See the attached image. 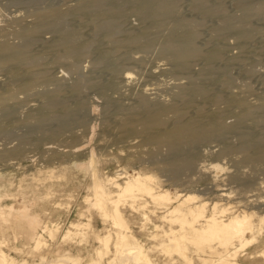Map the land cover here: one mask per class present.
Here are the masks:
<instances>
[{
	"label": "bare ground",
	"instance_id": "6f19581e",
	"mask_svg": "<svg viewBox=\"0 0 264 264\" xmlns=\"http://www.w3.org/2000/svg\"><path fill=\"white\" fill-rule=\"evenodd\" d=\"M111 1L114 0H77L72 4L65 2L68 4H64L65 7L44 6L32 11L31 20L25 23L23 21L26 19L19 13L9 18H4V15L5 20L15 23L12 29L10 25L0 23V68L18 65L23 68L22 71L10 69L9 76L0 77V131L11 133L15 130L11 128L28 124L31 134L36 131L37 134L41 133V136L37 135L39 139L48 140L44 145L41 144L43 146L40 145L39 157H35L36 154L28 155L21 141L12 146H0V264H158L154 256L156 249L170 256L166 264L175 263L174 254L188 264H197L196 259L200 264H264V199L259 197L258 192L248 193L253 190L255 172L241 169V166H247L255 171L264 163V117L256 119L262 131L259 138L254 132L242 129L245 119L252 116L256 109H263L264 105H246L247 112L244 111L234 121H227L226 109L219 104L220 96L205 95L206 85L198 78H213L217 74L218 70L211 65V61L217 59L220 46L205 56L204 65L198 72L200 77L192 75L189 82H176L177 89L168 98L155 95V91L149 88L139 93L135 103L122 114L102 118L104 123L108 122L105 125L100 123L105 129L102 131L103 137L104 133L111 132L115 142L125 141L127 149L123 147L121 150L126 152L120 150L112 157L101 158L96 146L91 143L100 133L97 132V123L91 131H74L75 126H85L82 116H76L84 104H68L69 101L66 103L65 100L69 98L65 96L68 90L71 95H82L84 86L90 80L83 78L70 83L67 73L77 68L79 52L87 49L90 41L80 42L77 38L79 29L64 27L68 15H87L91 29L95 33L103 31V36L115 46L121 43L149 50L155 40L146 35L152 30H161L165 26L164 17L176 11L175 0H125L131 12L143 21V25L141 31L124 35L118 41L116 36L120 30L113 21L121 15V9L117 4L109 5ZM239 1L246 6L248 0ZM209 4L201 0L194 1V7L200 9L201 13H217L224 19L222 22L227 21V25L241 31L246 28L245 20L250 15V12L245 11L247 7H244L245 13L241 18L231 21L229 14L221 7L212 11L215 7ZM1 17L0 22L4 20ZM16 23L17 27L14 28ZM173 28H184L186 31L180 34L174 30L166 34L158 43L160 52L173 67L185 70L190 60L198 55L193 42L194 24L179 17ZM47 30L53 36L43 39L46 45L43 52L50 50L56 55L50 64L41 61L46 52L35 53L31 49L38 40H35L37 36ZM10 33L18 34L19 41L9 40ZM240 35L245 37L246 32ZM234 58L236 55H231V59ZM53 63H61L65 68L58 75H53L55 77L49 71ZM112 70L115 74L120 73L117 64ZM225 70L221 68L220 72L228 73ZM132 73H127L125 79L130 78ZM50 80L56 82L54 88L46 87ZM224 83L229 84V81ZM43 84L45 88L41 87ZM63 87L68 89L66 94L62 93ZM62 94L65 100L61 103H65L59 104ZM33 96H38L39 102L33 103L34 107L29 106L32 109L29 108L30 112L26 115H17L19 112L16 114L13 107L28 103L27 99L32 100ZM226 97L231 101L233 94ZM197 98L203 99L206 106L197 103ZM208 99L210 104L207 103ZM101 104H91V114H98V105ZM58 106L64 115V118L59 116L62 122L56 119ZM53 118L55 122L59 121V125L46 131V123L51 120L54 122ZM229 132H236L240 137L239 143L236 141L238 144L234 145L224 142L216 154L220 158L229 155L236 157L237 154L239 157H234L235 164L232 165L234 169H229L221 162L203 164L195 157L197 144L213 139L224 140ZM86 134H90V137L84 139ZM65 135L71 143L56 142ZM37 141L34 147L40 144ZM143 144H150L151 147L143 149ZM146 158L149 159L148 164ZM102 161L109 165L119 162L124 166L113 173H106L99 165ZM47 168L56 174H47ZM153 170L166 176V180L176 187H164ZM41 180H44L43 184ZM225 181L235 183L240 188V207L221 204L220 201L228 195V192L222 191L224 187H219ZM82 182L89 190L84 197L90 210L87 220L82 219L84 211L78 209V215L74 218H71L70 213L72 203H75V208L79 205L76 203L75 190L82 186ZM206 182L214 187L210 188L212 192L209 190L210 194H214L211 201L193 189L195 185ZM181 186L186 188V193H180ZM208 187L206 185L205 190ZM56 192L65 197L57 196ZM93 215L97 216L102 227L93 225ZM155 216L163 223L156 224V229L150 230ZM62 223L68 226L67 236L82 235L78 243L73 245L78 250L77 254L66 248L56 257L39 253L38 263L27 259L20 262L3 249V244L8 243L4 236H13L15 239L25 236L26 243H32V251H40L49 244L46 235L56 236ZM135 227H139V231H149L151 239L158 241L148 244L137 234ZM80 243L82 246L75 247ZM23 249L27 250V246ZM215 255L216 259L212 258ZM87 256L89 259L86 262L84 258Z\"/></svg>",
	"mask_w": 264,
	"mask_h": 264
},
{
	"label": "rangeland",
	"instance_id": "374dc122",
	"mask_svg": "<svg viewBox=\"0 0 264 264\" xmlns=\"http://www.w3.org/2000/svg\"><path fill=\"white\" fill-rule=\"evenodd\" d=\"M41 1L43 2V4ZM76 1L77 0H67V1L66 0H61V1L60 0H0V8H1L0 17L2 16L1 18H3L5 15L4 18L6 17L9 18V16L12 15L15 16L16 13L17 14L19 13L18 15L22 16L24 20L26 19L25 21H23L25 23L28 20L29 21L31 20L32 11L42 9L41 7L44 6L49 7V5L65 7V5L67 6L68 4L70 3L72 4L73 2L75 3ZM114 1L109 2V5L117 4L118 7L121 9V15L118 17V19L113 21L115 26L120 30V33L116 36V39L118 41H121L124 38V35L137 33L141 31V26L143 25V21L138 19V17L133 12H131V10L128 8V5L125 3V0H114ZM194 1L196 2V0H175L176 11L175 13L168 14L164 17L165 26L159 31L152 30L149 34L146 35L147 38H153L155 40L154 42L155 44H153L154 46L152 45L151 49L149 50H145L144 48L141 47L126 46V45H122L121 43L118 46H115L113 43H110L106 39V37H104L105 35L103 31H101L100 33L96 31L95 33V30L91 29L92 26L88 24L89 17L87 15L80 14L77 17H75L74 15H68L64 27L68 28L69 26V28L79 29L80 33L77 36L78 40L80 42L90 41V43L87 49L79 52L78 55L79 57H77L78 59L76 60L77 63L79 64L78 65L79 67L77 66L76 69L71 70L72 72L69 71L67 73L68 76L67 79H69L68 81L70 83L77 81V79L79 80L83 78L84 79L87 78V81L88 80L90 81H88V83L84 86L83 89L84 91L81 92L82 95L80 93L78 94L81 97L75 94L78 96V98L74 94L71 95L69 90L63 87L65 89H62L63 90L62 93H65L68 90L70 94L68 92L67 94L65 93L67 95L65 97L69 99L65 100V97L62 94L58 102L59 104H63L66 101L67 102L69 101L68 104H77L80 102L84 104V107L86 108L83 107L80 110L81 112L78 111L76 113V116L79 115L77 116L78 118L82 116L81 118L84 119L85 126H80V127L75 126L76 129H74V131L85 132L87 131V129L91 131V128L95 123L99 124L97 127L98 128L97 132L100 131V133L98 132L99 134L96 135L97 137H95L91 143H93L96 146V149L101 158L105 159L108 157H112L114 154H117V152L120 151L121 148L123 147L125 150L127 149L126 146L127 143L125 141L120 142L118 140H116L115 142L114 136L112 137V135H110L111 132L104 133V137H103L102 131H104L105 129L103 128L102 124L105 125L108 122L104 123L102 121V118L109 117L111 115L122 114L132 103H135L136 98L139 96V93L149 88L155 91V95L168 98L169 95H171L177 89L176 82L177 83L183 81L189 82L192 80L193 76L194 77L199 76L198 72L202 69L201 66L204 65L206 59L205 56L209 54L210 51L214 50L215 48H218L217 46H220L218 48L219 49L218 57L216 60L211 61V65H213L219 72L217 71V74H215L213 78H202L200 76H199L200 78H198L199 79L198 81L206 85L205 95L217 94L220 96L219 104L226 109L225 118L227 121H234L239 116H241V114L244 111L247 112L248 106L246 105L249 104L260 105V106L264 105V0H248L246 1L247 2L246 6L243 3H241L239 0L238 1L237 0L236 1L235 0L233 1L232 0H218V1L201 0V1H205L208 4L210 3L209 5H212V7L214 6L215 8L212 9V11L219 10L217 9V7L218 8L221 7L226 13L229 14V18L231 19V21L232 19L236 21L237 18L238 19L241 18V16H243V14L245 13L243 11L245 9H246L245 11L250 12V15L247 16L245 20L246 28L243 29L242 31L236 29L235 27L227 25V21L226 23L225 21L222 22L224 19H221V17H219L217 13L216 15H214L215 13H212L213 15L209 13L208 15L202 12L204 14L203 16L201 10L194 7ZM65 2H67L68 4ZM192 3L193 5H191ZM244 7L247 8L244 9ZM179 17L183 19H188L190 22L194 24L195 36L193 42L198 51V55L190 60L188 67H186V69L184 68L185 70L182 69L179 70L173 67L172 64L169 63L167 57L160 52V45L158 44L159 42H161L162 38H164L166 34L175 30L173 28V24L175 21L178 20ZM0 23L2 25L3 23L4 25H10L11 29L13 28V25H15L14 22H9V20H5V19L2 20ZM17 24L18 23H16V26H14V28L17 27ZM175 31L177 33L182 34L186 31V29L179 28L176 29ZM245 32H246L245 37L240 35V34H244ZM10 34H11L10 36L8 35V39L10 38L9 40L19 41L18 38H20V36L18 34L16 33L13 34L10 33ZM51 36H53V33L48 30L42 32L35 39V40L38 39L37 40L38 42L35 41L33 43L31 48L32 51H34L35 53L43 52V49L46 46L43 42L44 41L43 39L50 38ZM49 51L50 50H44V52L46 53L43 52L44 54L41 59L42 62L50 64V62H52L53 59L56 57V55L53 52H49ZM233 54L236 55V58H234V60L231 59V55ZM115 64H117V66L120 69V73L118 74H115L112 70ZM51 66L52 67L49 69L51 76L55 74L58 75L59 71L65 70L63 64L61 63H53V65ZM1 68H0V77L2 78L9 76L10 69L14 70L15 68V70L17 71L23 70V68L19 65L10 66V68L9 66H5ZM221 68L222 71L226 69L225 71H228V73L222 71L220 72ZM130 71L133 72L132 75L130 76V78L125 79L127 73H129ZM228 81L229 84L224 83ZM54 82H55L54 80L48 81L46 83V87L52 88L53 86L54 88V86L56 85V84L54 85ZM41 87L45 88V84H43V86ZM231 93L233 94V97L232 100L229 101L226 96L230 95ZM33 97H31L32 100H30V98L27 99V101L29 100L28 103L26 102V104L24 103L23 105L21 104L19 106L16 105L15 107H13L16 114L19 112L17 115H20V113H21L20 116L26 115L27 112H30L29 108H31L32 106L34 107L33 103L37 104L39 102V100L37 99L38 96H33ZM209 99L207 103L210 104ZM62 100L63 101L65 100V102L61 103ZM202 100L203 99L201 98H197L196 102L199 103L201 106H206V104L203 103L204 101ZM94 102L102 103L101 105H98V111H97L99 112L98 114L97 113L91 114L92 108L90 107V105L96 104ZM59 104L57 103V105ZM57 111L58 112H56L55 114L57 116L56 119L57 120L61 119L59 121L62 122L63 119L59 117V116L62 117L64 116L63 112H61L62 111L61 107L58 108ZM191 111L193 112L194 109L193 110L191 109ZM60 112L62 113V115H60L61 114ZM259 117H264V108L256 109V111L253 113L252 116L247 117L244 121V125L242 128L243 130H249L254 132L257 138H259V135L262 132L261 129L258 128V124L256 121V119ZM54 119L55 118H53V120ZM56 119L54 120V122L51 120L53 124L48 121L49 123L48 122L46 123L44 129L47 131L51 128H54L55 126H58L59 121L55 122ZM101 127L103 128V130ZM11 129L12 130L15 129V130L11 131V133L5 132V133H9V135L8 134L6 135L4 131L2 132L0 131V135H1L0 146L4 144L8 146L9 145L12 146V144L14 145L16 142L20 143L19 141H21L23 142L22 143L23 145L25 144V147L27 148L28 151L27 152L28 155L36 154L37 156L35 155V157L40 156L41 154L40 145L41 144L44 145V142L48 141L45 138H43V140L42 138L39 139L38 136L39 135L41 136V133L37 134L35 131L32 132V134H34V136H32V134L30 133L31 127L28 126V124L16 126ZM19 137L22 138L24 141L22 139L20 140ZM89 137L90 134L89 135L86 134V136L83 138L87 139ZM35 138H37L40 141L38 142L37 139L35 140ZM66 138L67 135H65L64 137L62 136V139H60L61 141L56 140V142L61 143L62 141H64L62 142L63 144L71 143L68 142V139L66 140ZM239 138L240 137L237 136L236 132H229L226 134L224 140L213 139L210 141L201 142L196 146L197 147L196 150L198 152L197 154H195V157L197 159H200L201 163L203 164L209 163L211 161L221 162L222 164L228 166L229 169L232 170L235 167L232 166L235 164L234 163L235 155L234 157L229 155L227 157L220 158L219 155H217L216 153L221 149L222 145H224V142L234 143V145H236L239 143L238 141H240ZM25 139L27 140L25 141ZM36 141L37 144L40 143L39 145L36 146L37 149L36 147H34ZM70 141H72V139ZM149 146L150 144H143L142 147L141 146L140 147L143 149H148ZM163 149H166V147ZM125 150H121V151L126 152ZM230 156L231 158H229ZM238 157L239 156H237L236 154L235 158ZM148 160L149 159L146 158L145 162L147 164H148ZM150 160L152 161V159ZM120 164L121 163L119 162H115L109 165L103 163V161L99 162L101 169H103L106 173H113V171L120 170L124 166ZM52 165H56V164L53 163ZM241 167H242L241 169H243L244 171L252 172V173L255 172L254 175H256L255 181L252 186L253 190L248 191V193L258 192V194L260 195L259 197L264 199V170H263L264 163L261 166H259L258 169L255 171L247 166H241ZM54 169L57 170L56 167H54ZM147 171L151 172V170L148 169ZM152 172L157 174L160 183H162L164 187L166 188L176 187V185L174 186L171 185L172 182L166 180L167 178L166 176H163L161 173L155 170H153ZM47 174L51 175L56 173L52 171V169L50 170V168H47ZM198 175L199 173L197 172V176ZM192 176L196 177L195 174H193ZM52 177L54 176H51L50 178ZM43 181L44 180L40 181L41 184H43ZM81 184L82 186H79L75 190V198L78 199L76 200V203H79V205L77 206V208H75V203H72L73 206H71L70 208V213H71V218H74L78 215L77 213L78 209L84 211L85 214L83 215L82 219L87 220V214L90 213V210H88V203L85 201L84 197L89 193V190L84 184V182H82ZM206 185H208L209 187L208 189L205 190ZM219 187L220 188L224 187L222 191L228 192V195H225L224 199L220 201L223 206H234L233 208L240 207L241 205L240 202L241 195L239 193L240 188L235 183L230 184V182L225 181L223 182L222 187L221 185ZM188 188L190 189L191 187ZM210 188H214V187L211 186L210 182H206L205 184L200 183L199 185H195L193 189H196V193L200 195L202 194L206 196V199L210 200L212 199V197H214L213 193L210 194V191L211 192L213 191V189L211 190ZM179 189H180V193H186V188H184V186L179 187ZM205 191L208 193V195L206 194ZM55 194L61 198L65 197V196H60L59 193L57 192ZM259 211L261 212L262 210L259 209ZM92 219H93L92 221L93 225L95 227H102V224L98 220L96 215H93ZM158 223H163V222H159L155 216L154 222L150 224L151 227L150 230L156 229L155 225ZM165 227H167V224H165ZM135 229L137 234L148 244H154L158 241L155 239H151L152 236L150 235L149 231L147 230L139 231V227H135ZM85 230H89V229H85ZM67 231H68V226L62 223L61 227L59 228V232L56 236L51 237L49 235H46V238H48L49 240L48 241L49 244L43 247L40 251H35V252H33L34 248L32 246V243H26L25 236H20L19 239H15L13 236H4L6 237L8 243L3 244V249L8 253L14 255L17 258V260L20 262H22L24 259H27L28 261L38 263L40 259L39 253H47L52 257H56L60 253L64 252L66 248L71 249L72 253L77 254L78 250L74 248L73 245H76L78 243L82 235L72 234L70 236H67L66 235ZM80 244L81 245H77L75 247L82 246V243ZM26 246H27V250L23 249V247ZM154 256L158 259L159 261L158 264H166V262L169 261L170 259V256L160 249L155 250ZM216 257L217 256L215 255L212 258L216 259ZM88 259L89 256L84 258V261L87 262ZM174 261H175L174 264H188L182 261L179 258V256L176 254H174ZM195 261L197 264L201 263L198 259H196ZM105 264H109V263H105ZM168 264H172V263H168Z\"/></svg>",
	"mask_w": 264,
	"mask_h": 264
}]
</instances>
